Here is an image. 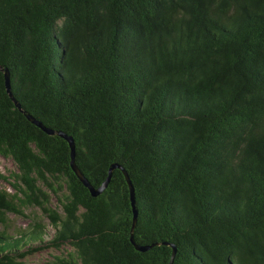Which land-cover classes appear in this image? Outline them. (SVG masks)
I'll list each match as a JSON object with an SVG mask.
<instances>
[{
  "label": "trees",
  "instance_id": "obj_1",
  "mask_svg": "<svg viewBox=\"0 0 264 264\" xmlns=\"http://www.w3.org/2000/svg\"><path fill=\"white\" fill-rule=\"evenodd\" d=\"M0 65L138 210L0 70V264H264V0H0Z\"/></svg>",
  "mask_w": 264,
  "mask_h": 264
},
{
  "label": "water",
  "instance_id": "obj_2",
  "mask_svg": "<svg viewBox=\"0 0 264 264\" xmlns=\"http://www.w3.org/2000/svg\"><path fill=\"white\" fill-rule=\"evenodd\" d=\"M0 70H2L4 72V77H5V85H6V90L9 94V96L11 97V99L13 100L14 104L19 108V110L23 113H25V111L21 108L20 104L18 103V101L14 98L12 91H11V84H10V76H9V71L7 68H3L0 65ZM26 117L28 120H30L33 124H35L37 127H39L40 129H42L44 132H46L49 135H58L60 137H62L63 139H65L70 147V152H71V160H70V165L71 168L73 169L74 173L77 175V177L81 180V182L89 189L90 193L92 196H98L99 194H101L106 187L109 184V181L111 179V175H112V171L115 168H118L122 171V173L124 174L126 181L128 183L129 186V191H130V200H131V205H132V211H133V221H132V227H131V232H133L136 222H137V216H138V210L136 208V199H135V189L134 186L131 182L130 177L128 176V173L126 172V170L124 169V167H122L119 164H113L109 170H108V174L106 179L102 182V184L98 187H94L90 184V182L85 178V176L82 174V172L80 171V169L77 167L76 162H75V143H74V139L72 138V136L67 135L66 133L62 132V131H55L53 129H50L48 127H46L42 122H40L39 120L35 119L32 115L25 113ZM131 241L134 244L135 248L139 251H147L150 249V247L152 245L158 244H152V245H139L137 244L134 239H133V234H131ZM168 244L172 247V254H171V258L169 261V264H173L174 262V258L176 255V247L174 244L172 243H165Z\"/></svg>",
  "mask_w": 264,
  "mask_h": 264
},
{
  "label": "rangeland",
  "instance_id": "obj_3",
  "mask_svg": "<svg viewBox=\"0 0 264 264\" xmlns=\"http://www.w3.org/2000/svg\"><path fill=\"white\" fill-rule=\"evenodd\" d=\"M17 171L15 164L11 161V159L4 158L0 155V174L9 176L11 173ZM0 187L11 189L10 185L3 181L0 178ZM36 211V210H34ZM28 212V211H27ZM37 212V211H36ZM30 221L29 217H22V216H13V222L17 226H26ZM50 236L53 234V229L50 227L48 230ZM71 250L70 246L66 245L62 249L57 250L54 248L44 249L35 254L28 256L23 259L25 264H50V261L53 260L54 256L56 255H66Z\"/></svg>",
  "mask_w": 264,
  "mask_h": 264
}]
</instances>
